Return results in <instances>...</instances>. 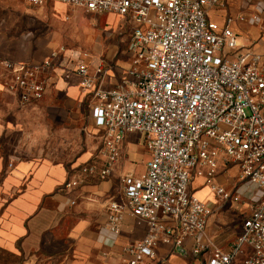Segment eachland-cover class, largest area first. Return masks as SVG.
Instances as JSON below:
<instances>
[{"label": "built area", "instance_id": "built-area-1", "mask_svg": "<svg viewBox=\"0 0 264 264\" xmlns=\"http://www.w3.org/2000/svg\"><path fill=\"white\" fill-rule=\"evenodd\" d=\"M224 1L24 0L31 8L64 3L88 13H113L133 24L128 48L134 59L120 85L104 87L111 69L106 63L92 71L79 62L73 69L90 98L102 149L100 161L74 169L66 183L72 190L109 179L125 139L143 137L150 155L145 173L125 176L124 200L107 205L114 237L126 214L146 230L143 239L125 247L123 264H151L162 244L185 254L188 237L194 257L210 251L200 264H234L246 246L252 253L244 264H264V53L239 45L232 18L222 26L210 18ZM64 57L61 49L39 63L4 62L13 74L4 90L23 109L40 102L55 87L52 74L64 66ZM220 164L239 168L252 204L229 249L207 237L212 209L190 188L195 175L204 176L217 197L240 202L245 196L235 185L216 182Z\"/></svg>", "mask_w": 264, "mask_h": 264}, {"label": "crops", "instance_id": "crops-1", "mask_svg": "<svg viewBox=\"0 0 264 264\" xmlns=\"http://www.w3.org/2000/svg\"><path fill=\"white\" fill-rule=\"evenodd\" d=\"M3 2L4 8L0 5V14L4 15L0 18V87L13 76L4 62L39 63L49 59L54 51L65 49L64 66L57 67L52 75L55 87L66 93L68 104L74 102L79 94L80 79L75 73L68 78L69 70L66 69L71 65L75 68L78 63L77 34L81 38L80 48H91L97 55L87 56L81 62L88 64L92 71L102 63L111 67L104 87L114 88L122 83L125 77L118 67L126 62L118 59L120 49L126 50L127 60L131 58L133 62L134 59L128 48L133 24L124 17L113 13H88L64 3L31 8L24 0ZM210 18L220 26L232 18L239 45L264 53V0H225L211 10ZM13 128L11 124L0 123V138L4 130L7 135ZM127 138L121 147V160L127 151L138 150V145L127 142ZM100 160V154L94 156L88 152L69 165L28 159L10 166L0 155V192L7 197L0 204V251L19 259L16 264H123L128 257L125 247L143 239L146 230L131 214H126L121 233L114 237L109 228L107 205L111 200H124L125 176L140 177L145 172L137 175L133 169L128 173L116 171L105 181L92 179L72 190L66 187L74 169ZM136 160L139 161L138 155ZM239 173L235 165L220 164L216 182L235 185L246 197L242 199L247 208L244 223L252 204L248 199L250 192L246 183L239 180ZM190 188L212 209L207 237L218 247L229 249L243 232V223L237 221L235 213L239 212V204L243 201H223L207 185L204 176L195 175ZM73 200L76 201L74 205ZM193 245V238H186L188 252L182 254L173 252L174 246L162 244L157 259L151 264L206 262L210 251L196 258L192 254ZM251 253L252 248L246 246L245 253L238 256L234 264H244L245 257Z\"/></svg>", "mask_w": 264, "mask_h": 264}, {"label": "rangeland", "instance_id": "rangeland-1", "mask_svg": "<svg viewBox=\"0 0 264 264\" xmlns=\"http://www.w3.org/2000/svg\"><path fill=\"white\" fill-rule=\"evenodd\" d=\"M3 3V0H0L2 8H4ZM3 16L0 14L1 19ZM76 40L78 47L76 50L80 53L76 54L78 63L84 61L83 58L87 56L97 57L93 49L80 48L79 34L76 35ZM125 52L126 50L120 49L118 56V59L121 58L126 62L125 65L118 67L123 78L128 76V69L132 64V59L127 60ZM73 68L71 65V68L66 69L69 70L68 78L74 73ZM5 82L0 87V123L11 124L14 128L7 135L5 130L2 132L0 155L4 156L5 161L8 160L9 165L28 159L37 162L49 160L53 163L69 165L85 153L90 152L94 156L100 154L101 133L93 126L89 97L81 86L79 94L71 104H68L66 93L54 87L43 100L31 104L29 109H23L10 94L4 91ZM127 142L137 144L138 150L125 153L116 173H128L133 169L137 175H140L145 172V166L150 160L149 152L139 134L129 136ZM137 155L139 161L136 160ZM5 200L7 197L0 192V204ZM242 201L239 204V212H235L240 224L243 223L247 209L245 200ZM18 260L0 251V264H16Z\"/></svg>", "mask_w": 264, "mask_h": 264}]
</instances>
